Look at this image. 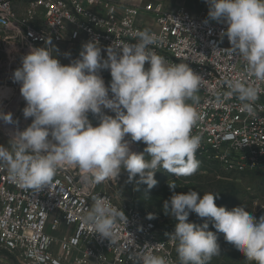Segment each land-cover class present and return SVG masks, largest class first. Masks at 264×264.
<instances>
[{"label":"clouds","instance_id":"obj_1","mask_svg":"<svg viewBox=\"0 0 264 264\" xmlns=\"http://www.w3.org/2000/svg\"><path fill=\"white\" fill-rule=\"evenodd\" d=\"M205 2L208 19L227 25L221 37L227 36L229 49L246 61L251 76L264 83V0ZM137 36L134 44L107 46L106 58L95 39L83 43L79 57L67 65L49 51L50 39L45 47L32 48L21 58L12 80L20 84L26 103L23 116L32 120L12 135L8 147L0 145V164L7 165L11 178L21 187L41 189L65 166L78 167L94 183L116 180L126 171L129 182L138 175V183L148 189L157 184L154 177L160 169L176 177L196 173L199 161L195 153L201 137L193 135L192 129L200 115L187 101H198L203 78L188 64L169 63L150 50L149 46L157 43L154 33L145 29ZM102 70L110 71L108 86ZM228 88L227 95H235L242 110L254 115L253 104L261 89L240 80L228 82ZM89 113L98 119L96 126ZM0 120L16 123L11 112L0 111ZM135 142L146 145L142 152L131 150ZM169 188L174 190L176 185L169 184ZM216 197L211 192L201 197L190 190L173 192L164 202L165 215L176 221L174 231L166 235L176 242L179 264H210L221 253L216 233L208 230L209 223L189 222L190 213L208 218L249 264H264V216L257 219L242 206L231 210L218 207ZM118 218L128 222L123 211L106 198L96 197L84 221L101 238L113 242ZM148 218L155 217L149 214ZM142 264L167 262L148 253L142 256Z\"/></svg>","mask_w":264,"mask_h":264},{"label":"built area","instance_id":"obj_2","mask_svg":"<svg viewBox=\"0 0 264 264\" xmlns=\"http://www.w3.org/2000/svg\"><path fill=\"white\" fill-rule=\"evenodd\" d=\"M145 17L153 20L155 28L149 31L157 36L149 49L169 63L188 64L203 78L195 105L200 119L192 129L201 137L195 153L199 164L237 173L264 166V83L229 49L227 36L221 37L227 25L209 20L206 10H167L153 0L122 6L113 0H0V87H16L12 75L21 58L32 48L45 47L48 39L52 55L64 43L82 46L95 39L106 58L107 46L138 42ZM100 74L104 79L110 71ZM235 80L261 89L254 115L242 110L235 95H227L228 82ZM131 150L138 153L137 142ZM121 183V175L94 183L78 167L65 166L48 185L31 189L21 187L7 165L0 164V246L24 264H142L148 253L179 264L176 242L166 235L172 232L146 218L136 199L124 195ZM96 197L106 198L127 217L128 222L117 219L113 242L84 221Z\"/></svg>","mask_w":264,"mask_h":264},{"label":"rangeland","instance_id":"obj_3","mask_svg":"<svg viewBox=\"0 0 264 264\" xmlns=\"http://www.w3.org/2000/svg\"><path fill=\"white\" fill-rule=\"evenodd\" d=\"M165 1L168 2V5L171 2V0ZM176 1L177 4H180L177 8L182 7L188 11L190 10V12L191 9L185 7V4L195 3L194 9L196 8L198 13H192L200 14L206 10L208 17V5L202 8L200 0ZM136 2L138 0L131 1V3ZM19 91L16 90L14 95L10 97L11 99L3 98L0 100V111L11 112L13 120L16 122L8 124L0 120V145L4 147L9 146V141L14 134L13 132L10 135L11 128L24 130L32 120V118L25 119L23 116L22 110L26 103ZM140 152L138 150V153ZM120 175L122 177L121 188L124 195L131 194L136 199L146 218H148L149 214H153L155 218L152 220L165 233L173 232L176 223L175 219L165 215L163 210L164 202L170 199L173 192L187 193L192 190L197 191L201 197L204 192L215 193L217 194L215 203L218 207L223 206L227 210H231L234 207L242 206L257 219L264 216V166L251 172L237 173L199 164L196 173L188 177H176L174 174L164 170L155 173L154 178L157 180V184L151 189H148L144 183H138V175L131 182L128 181V173L126 171H122ZM169 184H175L176 188L174 190L170 189ZM188 220L197 225H202L207 221L209 223L208 230L216 233L221 253L219 256L213 257L210 264H249L244 255L225 240L224 234L216 231L208 218H200L195 213H190ZM176 257L178 259L177 252ZM0 264H24V262L18 255L12 254L0 246Z\"/></svg>","mask_w":264,"mask_h":264},{"label":"crops","instance_id":"obj_4","mask_svg":"<svg viewBox=\"0 0 264 264\" xmlns=\"http://www.w3.org/2000/svg\"><path fill=\"white\" fill-rule=\"evenodd\" d=\"M113 1L118 2L120 4V6H122V5H134V4L142 5L143 2H149L152 0H138V2H136V3H131L132 0L131 1L130 0H113ZM153 1L161 2L163 4V6L165 7V9H167V10H175V9H177V6L180 5V4H177L176 0H171L169 5L167 4L168 2H166L165 0H153ZM200 5L202 6V8L207 7V5H204L201 0H200ZM195 6H196L195 3H192L190 5L187 3L185 4V7H187L188 9H191V13L192 12L198 13V11H196L197 9L196 8L194 9ZM140 24L143 25L144 30L145 29L151 30L152 28H155V24H154L153 20L151 19V17L142 18L140 21ZM80 50H81V45L79 44V42L75 43V44H71V45H69L68 43H64L61 46H58L54 49L53 55L56 56V58L60 61L61 64L67 65L72 60L79 57ZM65 53H70V56H66ZM104 81H105V85L108 86L110 84V81H111V76L105 75ZM197 96H198V100H199L201 97V94L198 92ZM187 102L189 104H193L194 107L196 105V102L194 103L192 100H189ZM104 112L108 115L114 116V113H112L111 110L104 109ZM89 119L92 121L93 126H96L98 124V119L95 116H93L91 113H89ZM145 147H146V145L143 142H137V151L139 150L142 152Z\"/></svg>","mask_w":264,"mask_h":264},{"label":"bare ground","instance_id":"obj_5","mask_svg":"<svg viewBox=\"0 0 264 264\" xmlns=\"http://www.w3.org/2000/svg\"><path fill=\"white\" fill-rule=\"evenodd\" d=\"M16 90H20V84H18L16 87H11V86H7V85L6 86H3V87H0V100H2L3 98H10L11 96L14 95V93H15ZM16 131H23V130L22 129H18V128H16V129H12L11 128L10 129V135L13 132L15 133Z\"/></svg>","mask_w":264,"mask_h":264}]
</instances>
